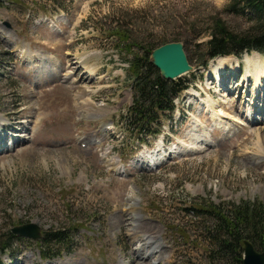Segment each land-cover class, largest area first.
Returning <instances> with one entry per match:
<instances>
[{
  "label": "rangeland",
  "instance_id": "1",
  "mask_svg": "<svg viewBox=\"0 0 264 264\" xmlns=\"http://www.w3.org/2000/svg\"><path fill=\"white\" fill-rule=\"evenodd\" d=\"M235 2L0 0V234L34 223L72 238L52 241L62 253L43 259V236H19L0 264H240L220 249L215 214L193 208H264V83L256 87L252 61L264 74V51L205 52L215 18L234 31L252 24ZM163 39L181 41L193 69L174 80L187 88L162 134L134 149L123 42ZM218 59L228 61L220 79ZM151 241L163 252L148 259L152 249L138 248Z\"/></svg>",
  "mask_w": 264,
  "mask_h": 264
},
{
  "label": "trees",
  "instance_id": "2",
  "mask_svg": "<svg viewBox=\"0 0 264 264\" xmlns=\"http://www.w3.org/2000/svg\"><path fill=\"white\" fill-rule=\"evenodd\" d=\"M230 5L231 11L245 13L252 24L244 30H232L221 18H215L209 32L208 40L205 44V52L208 58L215 56L233 54L239 56L244 51L264 50V0H235ZM238 5V7H237ZM115 31L123 37L130 39L128 30L117 26ZM176 39V38H175ZM163 41L157 45L147 47L140 40L132 42H123L124 48L131 51L132 57L127 59L128 71L133 75L132 94L133 106L128 109V116L132 122V129L138 135L156 133L161 130V119L165 117L166 111L173 109V96L176 95L186 85L174 80H166L159 76L158 70L148 61L149 52L156 46L165 43ZM133 47L141 49L142 53H135ZM132 49V50H131ZM207 60H203L205 66ZM130 127V126H129ZM230 209L224 211L221 206L213 210L204 209L200 204L193 206L194 209L213 213L216 220L221 223L219 232L223 233V239H219L220 249L227 254V259H232L241 264L242 260L237 258V252L241 257L243 253V242L249 240L258 251H264V208L261 204H249L242 202L240 205L231 204ZM248 226L249 228H244ZM64 228H52V230L43 233L41 242L42 258L48 259L57 256L62 251L59 249L54 252L49 245L52 241L69 247L72 238L67 235ZM255 235L258 240L251 236ZM0 255L9 252L14 240L20 239L11 229L6 233L0 234ZM1 262V261H0Z\"/></svg>",
  "mask_w": 264,
  "mask_h": 264
},
{
  "label": "water",
  "instance_id": "3",
  "mask_svg": "<svg viewBox=\"0 0 264 264\" xmlns=\"http://www.w3.org/2000/svg\"><path fill=\"white\" fill-rule=\"evenodd\" d=\"M148 61L166 80L180 78L193 69L181 41H168L156 46L149 52ZM12 232L35 240L41 237V230L34 223L15 226ZM242 264H264V251L256 250L249 240H244Z\"/></svg>",
  "mask_w": 264,
  "mask_h": 264
},
{
  "label": "bare ground",
  "instance_id": "4",
  "mask_svg": "<svg viewBox=\"0 0 264 264\" xmlns=\"http://www.w3.org/2000/svg\"><path fill=\"white\" fill-rule=\"evenodd\" d=\"M237 61H238V59H236ZM247 61H249V62H251V60H250V58L247 56ZM253 65H254V69H255V75H254V81H255V85H256V87H261L262 85H263V81H261L262 79H263V76H264V74L262 73V66L259 64V61H258V59H257V57H254L253 58ZM227 63H228V61L227 60H225V59H218V61H217V64L216 63H213L212 65H211V67H212V69L213 70H215V73H216V75H217V78L218 79H220V76L222 75V72H223V70H224V68L226 67V65H227ZM225 95V94H224ZM215 109H217V108H215ZM213 107H212V114H213V118H214V120L216 121L217 119L215 118V114L217 115H219L220 117L223 115V117L222 118H220V121H218L217 120V122L220 124V123H222L223 125L224 124H227V125H229V123L228 122H226V120H225V118L227 117L225 114H223V113H219V112H216V110H215ZM215 114H214V113ZM217 115V116H218ZM225 115V116H224ZM217 123V124H218ZM262 141V140H261ZM264 146V145H263ZM263 148V147H262ZM130 232H131V229H130ZM135 232V231H134ZM133 232V233H134ZM134 235H135V233H134ZM134 235H133V237H134ZM136 237H138V236H136ZM136 237H134L133 239L135 240V238ZM139 239V238H138ZM154 240V239H153ZM143 242H144V240H143ZM143 246H146L149 250L150 249H152V252L150 253V255L148 256V259H153V257L155 256V258L157 257V253H159V255L161 256L162 255V252H163V250H161L159 247H157V246H154V244L152 243V241L150 242V244L149 245H147V243L145 242L144 244H142L139 248H138V250L140 251V248L141 247H143ZM156 249H158V250H156ZM162 251H160V250ZM147 262V261H146Z\"/></svg>",
  "mask_w": 264,
  "mask_h": 264
}]
</instances>
